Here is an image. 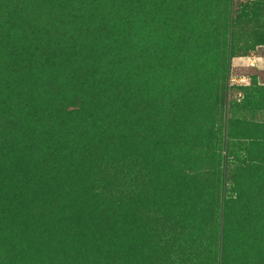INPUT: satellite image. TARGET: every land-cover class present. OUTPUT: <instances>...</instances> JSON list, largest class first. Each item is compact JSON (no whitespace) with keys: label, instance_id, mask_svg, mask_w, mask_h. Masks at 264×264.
Here are the masks:
<instances>
[{"label":"trees","instance_id":"trees-1","mask_svg":"<svg viewBox=\"0 0 264 264\" xmlns=\"http://www.w3.org/2000/svg\"><path fill=\"white\" fill-rule=\"evenodd\" d=\"M162 21L209 83L159 84ZM261 40L264 0H0V264H264Z\"/></svg>","mask_w":264,"mask_h":264},{"label":"rangeland","instance_id":"rangeland-1","mask_svg":"<svg viewBox=\"0 0 264 264\" xmlns=\"http://www.w3.org/2000/svg\"><path fill=\"white\" fill-rule=\"evenodd\" d=\"M177 2V1H176ZM188 5L186 3L183 8ZM201 7V6H200ZM187 14L190 15L192 13L193 9H189L186 7ZM164 22V23H163ZM166 21L159 22L157 25V28L150 27L147 31L152 32L151 35L155 37V43L157 45L156 50V62H157V73L159 78V84L160 85H166L168 83L169 77L167 75L168 66L174 62L172 61L170 63L169 59L170 56H174L178 60L179 64V73H184L187 75V77L190 80H193L197 83H209L211 79L210 70L213 68L212 62H208L206 64V67L203 68L202 65L199 63V65H188L187 61H182L180 59V56H176L177 52L173 51L171 48H167L165 43V37L167 34L164 33L165 27H166ZM245 30H248L247 27H245ZM159 35V39H158ZM264 40H261L260 42H263ZM144 48L149 51L150 48H152V44L150 43V37H146L144 40ZM171 51V52H170ZM170 52V53H169ZM170 54V55H169ZM254 58H257L260 62L258 65L260 67H253L252 61ZM204 64V62H203ZM211 66H210V65ZM149 67H144L143 73L148 78L149 82L153 85V82L155 81L154 78H152V73L149 72ZM230 77H236V78H243L245 79L244 82H241V84L233 83L231 84L232 94L234 99L236 100V104H239L241 102V99L245 95L246 91H250L253 88L256 87H264V44L257 45L254 51L243 53L240 56L236 57L232 61V66L230 68L229 72ZM6 77H9V80L15 77L14 72L10 70L6 75ZM216 82L218 80L215 78ZM156 83V81H155ZM241 109L235 108V113L237 112L239 115Z\"/></svg>","mask_w":264,"mask_h":264},{"label":"built area","instance_id":"built-area-1","mask_svg":"<svg viewBox=\"0 0 264 264\" xmlns=\"http://www.w3.org/2000/svg\"><path fill=\"white\" fill-rule=\"evenodd\" d=\"M259 60L257 58H254L252 61V66L253 67H260V65H258V63L260 62ZM244 81H245V79H243V78L238 79L236 77H231V79H230L231 84H233V83L241 84V82H244Z\"/></svg>","mask_w":264,"mask_h":264}]
</instances>
